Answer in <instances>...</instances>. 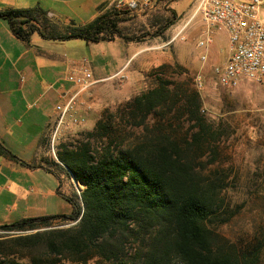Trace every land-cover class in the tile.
Instances as JSON below:
<instances>
[{
  "label": "rangeland",
  "instance_id": "374dc122",
  "mask_svg": "<svg viewBox=\"0 0 264 264\" xmlns=\"http://www.w3.org/2000/svg\"><path fill=\"white\" fill-rule=\"evenodd\" d=\"M194 1L161 2L120 24L123 34L139 40L134 42L118 38L97 44L57 42L33 34L31 46L26 47L0 20V142L14 156L31 162L39 139H46L51 130L59 90L69 87L68 71L84 59L91 63L96 81L90 90L91 111L85 124L60 135L53 151L46 140L47 160H56L62 146L74 148L87 141L95 146L98 141L88 134L100 119L117 110L116 122L123 129L120 139H141L145 125L137 128L126 117L119 119L126 116L125 103L153 87L164 86L170 99L150 114L149 138L159 128L165 129L183 150L200 182L216 186L218 209L210 223L217 235L215 248L239 261L255 254L257 264H264V87L245 82L225 89L217 84L212 69L225 62L228 36L215 31L207 48H198L197 42L203 39L198 18L184 30L182 41L170 42L173 28L186 19ZM5 2L25 7L20 0H0V11L8 5ZM170 10L176 14L175 22L162 35L153 37L154 19L171 18ZM89 20V16H82L76 21ZM203 55L204 63L200 59ZM198 74L203 79L200 89L195 85ZM190 97L197 98L199 114L190 116L183 111L181 103ZM171 100L176 107L169 105ZM8 160L0 156V224L70 213L69 204L56 194L55 176ZM4 236L0 232L2 239ZM138 248V243L128 241L112 264H134Z\"/></svg>",
  "mask_w": 264,
  "mask_h": 264
},
{
  "label": "trees",
  "instance_id": "16d2710c",
  "mask_svg": "<svg viewBox=\"0 0 264 264\" xmlns=\"http://www.w3.org/2000/svg\"><path fill=\"white\" fill-rule=\"evenodd\" d=\"M166 1L159 0L144 10L102 4L96 17L84 25L53 23L37 5L7 8L0 11V20L26 47L31 46L33 34L57 42L97 44L115 38L134 42L139 40L123 34L119 25ZM170 13L171 18L154 19L153 37L173 25L176 14L173 10ZM167 93L159 85L125 103L126 116L119 119L126 117L137 128L145 125V134L133 142L120 139L119 110L100 119L88 134L98 141L95 146L89 141L74 148L62 146L56 160L45 159L43 165L20 160L0 142V156L55 176L56 194L71 208L66 215L0 224V232L7 235L0 237V264H112L130 240L139 244L134 264H257L255 254L239 261L215 248L217 235L210 223L218 209L216 186L200 182L183 150L165 129L159 128L149 138V116L170 99ZM181 107L190 116L200 112L194 97L185 99ZM67 224L72 225L60 228Z\"/></svg>",
  "mask_w": 264,
  "mask_h": 264
},
{
  "label": "built area",
  "instance_id": "2783aa9c",
  "mask_svg": "<svg viewBox=\"0 0 264 264\" xmlns=\"http://www.w3.org/2000/svg\"><path fill=\"white\" fill-rule=\"evenodd\" d=\"M159 0H117L109 4L116 8L144 10ZM264 0H195L186 19L173 28L170 42L184 39L187 26L199 19L202 38L198 48H207L217 28L228 35L229 52L226 61L212 69L219 86L235 89L246 81L264 87ZM50 17V15H48ZM204 63L205 55L201 58ZM70 88L59 96L55 106V121L49 136V146L54 149L60 135L86 123L91 111L90 90L96 83L91 64L87 60L74 65L66 75ZM198 89L203 87L201 74L195 77Z\"/></svg>",
  "mask_w": 264,
  "mask_h": 264
},
{
  "label": "crops",
  "instance_id": "0c3cea01",
  "mask_svg": "<svg viewBox=\"0 0 264 264\" xmlns=\"http://www.w3.org/2000/svg\"><path fill=\"white\" fill-rule=\"evenodd\" d=\"M114 1H117V0H20V2L25 7H17V6H13V5H10L9 3L5 2V4H8V5H6L4 10L7 8H33L34 6L37 5L41 9H43L47 13V15H50V17H48V18L53 23H67L69 21H73L76 24L84 25L96 17L97 8L100 5H102V4H108L109 5ZM4 10H1V11H4ZM83 14H85V15H83ZM82 16H89L90 20L87 22H84V23H79L78 21H76L78 18H80ZM68 18H70V19H68ZM215 31H223L224 33H226V30L222 27L217 28ZM215 31H214V33H215ZM226 35H227V33H226ZM227 57H228V54H227ZM227 57H226V59H227ZM226 59H225V61H226ZM217 66H219V65H217ZM245 82L246 81L241 82L240 85L244 84ZM69 88H70V85L67 88H62L59 90V92L57 94V99L59 101H60V99H59L60 94L64 91H67ZM87 117H88V115H87ZM54 121H55V114H54V117L52 118V121H50L51 130L53 128ZM86 121H87V119H86ZM51 130H49L50 132L46 135V139H45V136H43V138L39 139L38 145L33 150L34 159L31 162H26V163L42 164L43 165L42 162L45 159H48V158H46V140L49 139ZM10 161H12V160H10ZM14 163H16V162H14ZM16 164L19 165L18 163H16ZM23 168H25V167H23ZM26 169H29V168H26ZM29 170H36V169H29ZM40 170H43V169H40Z\"/></svg>",
  "mask_w": 264,
  "mask_h": 264
}]
</instances>
